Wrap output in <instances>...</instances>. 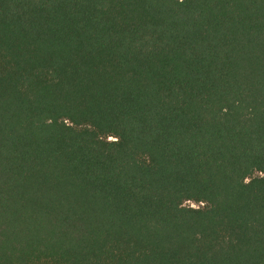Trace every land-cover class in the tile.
Segmentation results:
<instances>
[{"label": "trees", "instance_id": "1", "mask_svg": "<svg viewBox=\"0 0 264 264\" xmlns=\"http://www.w3.org/2000/svg\"><path fill=\"white\" fill-rule=\"evenodd\" d=\"M0 264H264V0H0Z\"/></svg>", "mask_w": 264, "mask_h": 264}, {"label": "rangeland", "instance_id": "2", "mask_svg": "<svg viewBox=\"0 0 264 264\" xmlns=\"http://www.w3.org/2000/svg\"><path fill=\"white\" fill-rule=\"evenodd\" d=\"M186 205H189V206H191V207H195V208L201 206V205L196 204V203H193V202H188V203H186Z\"/></svg>", "mask_w": 264, "mask_h": 264}]
</instances>
